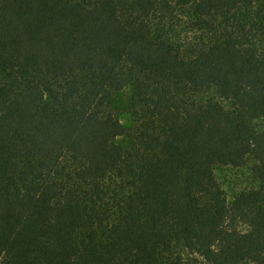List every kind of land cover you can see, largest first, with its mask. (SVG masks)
I'll use <instances>...</instances> for the list:
<instances>
[{
	"label": "trees",
	"instance_id": "trees-1",
	"mask_svg": "<svg viewBox=\"0 0 264 264\" xmlns=\"http://www.w3.org/2000/svg\"><path fill=\"white\" fill-rule=\"evenodd\" d=\"M129 1L0 0V264H264V0H172L224 22L190 55ZM248 165L229 203L215 169Z\"/></svg>",
	"mask_w": 264,
	"mask_h": 264
},
{
	"label": "rangeland",
	"instance_id": "rangeland-1",
	"mask_svg": "<svg viewBox=\"0 0 264 264\" xmlns=\"http://www.w3.org/2000/svg\"><path fill=\"white\" fill-rule=\"evenodd\" d=\"M124 6H130L129 0H122ZM240 16H235L234 20L239 21ZM194 16L192 8H180L174 5L172 0H159L156 9L150 17L152 33L156 37H161L169 44L185 55H190L198 48L206 45L211 39L220 34V26L224 25L221 20L215 23L217 30L212 31H197L192 27ZM258 27L264 26L262 21H255ZM255 31V30H253ZM210 96H213L212 94ZM133 90L131 86H127L123 91L114 95L109 104V110L127 129L128 135L119 139L117 143L122 146L126 154H131L137 148L138 143L133 137V132L138 127L134 111L131 106ZM250 165L241 168H216L215 177L225 193L229 203L233 198L250 190L258 189L259 185L251 174ZM241 231L245 232L246 227H241ZM184 257L190 255L180 249L176 250Z\"/></svg>",
	"mask_w": 264,
	"mask_h": 264
}]
</instances>
